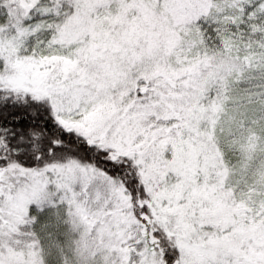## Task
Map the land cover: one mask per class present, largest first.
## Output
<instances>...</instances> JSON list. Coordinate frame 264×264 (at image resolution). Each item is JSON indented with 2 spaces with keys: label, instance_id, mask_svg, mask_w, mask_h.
Instances as JSON below:
<instances>
[{
  "label": "snow or ice",
  "instance_id": "obj_1",
  "mask_svg": "<svg viewBox=\"0 0 264 264\" xmlns=\"http://www.w3.org/2000/svg\"><path fill=\"white\" fill-rule=\"evenodd\" d=\"M0 264H264V0H0Z\"/></svg>",
  "mask_w": 264,
  "mask_h": 264
}]
</instances>
